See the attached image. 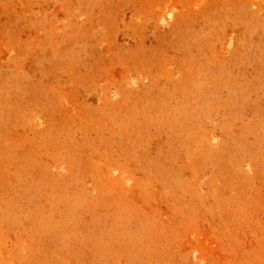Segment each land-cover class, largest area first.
Masks as SVG:
<instances>
[{
    "label": "rangeland",
    "instance_id": "374dc122",
    "mask_svg": "<svg viewBox=\"0 0 264 264\" xmlns=\"http://www.w3.org/2000/svg\"><path fill=\"white\" fill-rule=\"evenodd\" d=\"M0 264H264V0H0Z\"/></svg>",
    "mask_w": 264,
    "mask_h": 264
}]
</instances>
